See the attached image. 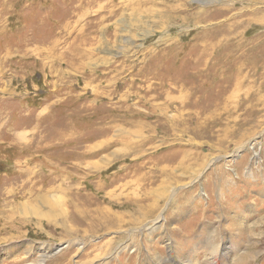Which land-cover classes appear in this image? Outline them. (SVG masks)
Returning a JSON list of instances; mask_svg holds the SVG:
<instances>
[{
	"label": "rangeland",
	"instance_id": "rangeland-1",
	"mask_svg": "<svg viewBox=\"0 0 264 264\" xmlns=\"http://www.w3.org/2000/svg\"><path fill=\"white\" fill-rule=\"evenodd\" d=\"M44 255L264 264V0H0V264Z\"/></svg>",
	"mask_w": 264,
	"mask_h": 264
},
{
	"label": "bare ground",
	"instance_id": "bare-ground-1",
	"mask_svg": "<svg viewBox=\"0 0 264 264\" xmlns=\"http://www.w3.org/2000/svg\"><path fill=\"white\" fill-rule=\"evenodd\" d=\"M221 12H223V11H221L220 9L217 10V15L221 14ZM241 14H242V12L240 11V12H237L235 15L241 16ZM234 27H235V23L233 22V23L229 24L227 31L230 32L231 31L230 29H233ZM237 27H238V25H237ZM231 38L232 37H229L227 39H231ZM194 50H195L196 56H197V60H196L195 64L197 63V66L198 67H202V65H205V68L204 69H200V70L197 69V72H196V75H195L197 77V82H196L197 85H195V87H194V89H195L194 92H195V94H198L201 91L202 86L205 85V82H206V84L208 83V76H209V73H210V70H211V67H212L211 66V62H210L211 59L210 60L207 59V60L204 61L203 58L204 57H207L208 58V55L211 54L212 44H211V42L207 41L206 39H205L204 42H200V39L198 38L197 41H195ZM202 72L205 73L206 75L205 76L202 75ZM200 81H201V83H200ZM41 257L42 258H41L40 262L37 263V264L43 263L48 256L47 255H44V256H41Z\"/></svg>",
	"mask_w": 264,
	"mask_h": 264
}]
</instances>
